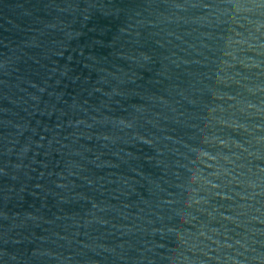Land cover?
<instances>
[{
  "label": "water",
  "instance_id": "water-1",
  "mask_svg": "<svg viewBox=\"0 0 264 264\" xmlns=\"http://www.w3.org/2000/svg\"><path fill=\"white\" fill-rule=\"evenodd\" d=\"M0 264H264V0H0Z\"/></svg>",
  "mask_w": 264,
  "mask_h": 264
}]
</instances>
